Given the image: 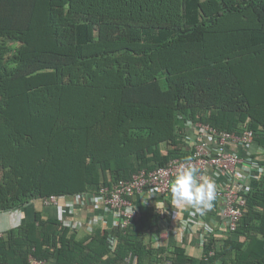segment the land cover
<instances>
[{"label": "trees", "instance_id": "obj_1", "mask_svg": "<svg viewBox=\"0 0 264 264\" xmlns=\"http://www.w3.org/2000/svg\"><path fill=\"white\" fill-rule=\"evenodd\" d=\"M185 120L251 129L264 149V0H0V212L187 160ZM246 196L201 259L148 242L146 207L113 251L106 228L36 211L0 235V264H264V175Z\"/></svg>", "mask_w": 264, "mask_h": 264}, {"label": "built area", "instance_id": "obj_2", "mask_svg": "<svg viewBox=\"0 0 264 264\" xmlns=\"http://www.w3.org/2000/svg\"><path fill=\"white\" fill-rule=\"evenodd\" d=\"M185 124L190 129L187 140L192 153L187 160L174 158L166 166L153 170L141 169L130 179H121L113 187L103 186L96 192L72 196L52 194L42 199V203L45 206H64L71 212L85 204L101 207L111 217V221L105 217L93 218L87 228L92 231L101 221L102 227L109 232L108 245L113 251L118 244L114 229L127 228L149 206L148 201H144L147 199L146 191L155 189L159 194L171 196L169 185L178 170L186 165L195 166L201 170V178L209 174L216 183L213 207L203 214L193 208L188 217L182 218L175 215L174 209L161 206L158 208L159 221L169 225L175 237L191 233L195 226L199 227L198 244L204 250L210 236H216L218 231V226L209 218L210 215L218 217V224L226 231L233 232L237 229L247 204L246 195L264 175V149L258 145L254 132L248 128L236 132L219 130L202 121L185 120ZM61 222L70 228L81 226V222L74 223L66 218ZM152 235L159 246L161 236L155 230ZM213 254L214 251H210L209 255ZM29 261L31 264H49L46 259L34 255H30ZM137 261V256L131 252L126 256L124 264H137ZM164 264H173V260L166 258Z\"/></svg>", "mask_w": 264, "mask_h": 264}, {"label": "crops", "instance_id": "obj_3", "mask_svg": "<svg viewBox=\"0 0 264 264\" xmlns=\"http://www.w3.org/2000/svg\"><path fill=\"white\" fill-rule=\"evenodd\" d=\"M193 133L191 132V135ZM203 178H209L213 180V178L209 174H205ZM216 184V183H215ZM152 197L147 198V201L149 203V206L152 208H159L161 206H167L170 209H174L176 211L175 215L177 217H188L190 210L193 208L191 206H184L180 208H174L171 205V196H165L162 194H159L157 192L153 191H146V196ZM136 200L138 202V198L136 197ZM146 208V207H145ZM41 211L44 213L45 216L49 217H55L58 220L62 219H70L71 221L75 222H81L80 227L71 228L73 231L82 234L91 233L87 228V225L89 221L93 218H102L105 217L106 220L111 221V217L103 211L101 207H97L96 205L91 204H85L82 206H79L75 208L73 212L69 211L68 209L58 206H45L41 200H34L31 203H29L25 207L4 211L0 213V235L3 232L8 231L12 227H16L19 224H21L25 220L33 219L35 212ZM212 221L216 223V226H218V231L216 234L217 238L222 237L229 231H226L223 227L220 226V223L218 224L219 220L216 216L209 217ZM96 227H102L101 221H99L98 225ZM94 227V228H96ZM155 230L156 234L161 236L160 239V245H171L173 243H176L178 245H181L185 248L186 252L189 255H192L198 259H201L203 255V250L198 244V236L200 232V228L195 226L192 229L191 233H187L186 235H179L175 237L172 232V228L169 225H166L165 223H160L152 230L150 235H147L146 240L150 242L154 247L158 248L156 244V240L154 236L152 235L153 231Z\"/></svg>", "mask_w": 264, "mask_h": 264}, {"label": "clouds", "instance_id": "obj_4", "mask_svg": "<svg viewBox=\"0 0 264 264\" xmlns=\"http://www.w3.org/2000/svg\"><path fill=\"white\" fill-rule=\"evenodd\" d=\"M201 170L195 166H182L170 182L171 205L174 208L191 206L201 213L210 210L216 199L215 182L209 178H201ZM153 193L155 189L152 190ZM154 195L148 196L152 197ZM147 199H144L146 202Z\"/></svg>", "mask_w": 264, "mask_h": 264}]
</instances>
